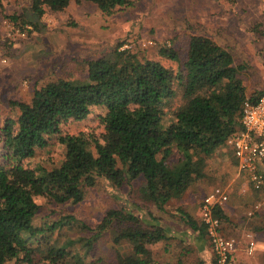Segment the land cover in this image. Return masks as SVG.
<instances>
[{
  "label": "trees",
  "instance_id": "obj_1",
  "mask_svg": "<svg viewBox=\"0 0 264 264\" xmlns=\"http://www.w3.org/2000/svg\"><path fill=\"white\" fill-rule=\"evenodd\" d=\"M70 1L27 0L22 14L6 17L29 33L41 30L46 11H62ZM75 1L91 2L104 15L132 4L130 0ZM252 31L264 37L261 23ZM119 46L88 60L84 79L59 78L35 88L29 101H9L18 113L5 117L0 126V264H62L67 256L69 242L45 249L33 246L40 241L37 236L69 220L35 226L37 196L78 203L100 181L119 188L142 178L143 200L165 210L172 198L207 177V159L241 130L244 101L263 95H248L239 76L245 65H236L231 51L207 35L190 36L186 58L177 70L157 60H139ZM161 53L171 60L178 58L169 47L161 48ZM175 99L181 102L172 108ZM93 107L103 109L93 117L94 126L77 134L65 130L70 122L87 118ZM53 139L64 146L61 162L51 168L31 166L36 150ZM126 208L108 210L98 231L127 222L114 232L112 241L128 242L131 250L117 251L116 263L152 264L149 245L169 239V228L150 211L136 214ZM176 210L198 250L193 264H214L213 254L209 260L204 253L206 226L182 208ZM214 213L222 224L229 219L222 206ZM249 228L256 235L264 233V216ZM182 262L178 259L175 264Z\"/></svg>",
  "mask_w": 264,
  "mask_h": 264
},
{
  "label": "rangeland",
  "instance_id": "obj_2",
  "mask_svg": "<svg viewBox=\"0 0 264 264\" xmlns=\"http://www.w3.org/2000/svg\"><path fill=\"white\" fill-rule=\"evenodd\" d=\"M131 5L110 15H104L91 2L71 0L62 11H46L41 18V30L27 32L8 20L11 13L22 14L27 0H0V126L7 116H15L10 100L29 101L35 88L59 78L84 79L87 61L119 49H128L139 60L152 59L177 70L183 64L191 35L201 34L228 48L237 65H245L239 76L248 95L263 92L264 95V37L253 32L254 25L261 23L264 29V0H130ZM31 29L30 27H27ZM169 47L178 54L171 60L161 53ZM172 102V108L180 104ZM103 111L93 107L91 114L80 121L70 122L65 130L77 134L94 126L93 117ZM2 143L0 142V151ZM229 146H221L207 159V177L191 185L181 196L172 198L165 210H158L147 203L140 194L142 178L134 179L119 188L100 181L88 188L84 200L78 203H56L44 196L35 198L39 209L34 217L35 226L49 225L68 220L61 227L47 231L35 245L45 249L47 245L60 246L70 243L62 264H117L116 253L130 252L128 242L115 244L112 236L124 228L127 222L113 223L99 232L98 225L111 209L130 208L134 213L150 211L168 226L170 238L150 244L151 262L193 264L198 250L191 241L190 230L181 220L177 208L187 211L196 208L193 215L200 222L199 205L203 196L213 187H224L228 201L222 205L227 210L234 205L236 215L224 222L226 235L241 238L250 231L249 226L264 216V197L249 186L245 178L236 177V158ZM64 146L55 139L44 149H37L29 161L31 166L51 168L63 159ZM177 157L175 154L172 159ZM264 170V165L261 166ZM262 203L258 211L246 215ZM127 209V208H126ZM259 236H263L262 233ZM242 239V238H241ZM256 239V237H255ZM37 239H33L36 241ZM204 252L212 258L209 247ZM241 241V264H264V250L247 256ZM256 251V250H255ZM258 251V250H257ZM7 264H14L9 261Z\"/></svg>",
  "mask_w": 264,
  "mask_h": 264
},
{
  "label": "built area",
  "instance_id": "obj_3",
  "mask_svg": "<svg viewBox=\"0 0 264 264\" xmlns=\"http://www.w3.org/2000/svg\"><path fill=\"white\" fill-rule=\"evenodd\" d=\"M240 123L241 130L226 140L236 158V177L245 178L251 189L264 197V170L261 167L264 165V95L256 101H244ZM228 198L227 190L216 186L203 196L199 205L200 220L206 226L214 264H241L235 256L240 238L226 235L222 231L220 218L214 213L215 208L226 203ZM261 206L262 203L257 202L254 209L248 210L246 214L252 215L253 211H258ZM241 238L245 243L244 253L252 256L256 250L253 233L246 231L242 233Z\"/></svg>",
  "mask_w": 264,
  "mask_h": 264
},
{
  "label": "crops",
  "instance_id": "obj_4",
  "mask_svg": "<svg viewBox=\"0 0 264 264\" xmlns=\"http://www.w3.org/2000/svg\"><path fill=\"white\" fill-rule=\"evenodd\" d=\"M255 192V191H254ZM234 205H230V207L227 209V210H225V212H226V214L228 215V217H229V219H232V216L233 215H236V210L234 209ZM187 212L192 216V217H194L195 219H197L194 215H193V213H195V212H197L196 211V208L194 207V206H191V209L188 207V209H187ZM247 215V214H246ZM237 216V215H236ZM223 226H224V224H222V228H223ZM250 232H252V231H250ZM253 233V235H254V238L256 237V239H255V241H256V251L255 252H262V250H264V238H263V236H259L258 237V235H256L254 232H252ZM241 241H243L244 242V240H243V238L241 239L240 238V244H239V247L238 248H240V245H241ZM241 249V248H240ZM258 250V251H257ZM254 252V253H255ZM235 256H236V258H241V260H242V258H243V260L244 261H248V259H249V257H243V255L241 254V252L240 251H238V252H236L235 253ZM240 260V259H239Z\"/></svg>",
  "mask_w": 264,
  "mask_h": 264
}]
</instances>
